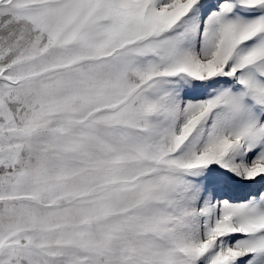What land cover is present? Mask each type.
Returning <instances> with one entry per match:
<instances>
[{
	"label": "snow or ice",
	"instance_id": "obj_1",
	"mask_svg": "<svg viewBox=\"0 0 264 264\" xmlns=\"http://www.w3.org/2000/svg\"><path fill=\"white\" fill-rule=\"evenodd\" d=\"M0 264H264V0H0Z\"/></svg>",
	"mask_w": 264,
	"mask_h": 264
}]
</instances>
